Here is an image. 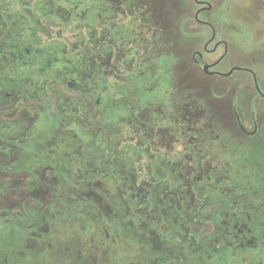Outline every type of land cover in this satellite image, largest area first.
<instances>
[{"label":"flooded vegetation","instance_id":"af4514ba","mask_svg":"<svg viewBox=\"0 0 264 264\" xmlns=\"http://www.w3.org/2000/svg\"><path fill=\"white\" fill-rule=\"evenodd\" d=\"M237 7L0 0L1 226L36 231L14 249L264 264V46Z\"/></svg>","mask_w":264,"mask_h":264},{"label":"rangeland","instance_id":"374dc122","mask_svg":"<svg viewBox=\"0 0 264 264\" xmlns=\"http://www.w3.org/2000/svg\"><path fill=\"white\" fill-rule=\"evenodd\" d=\"M236 1L239 2V7L233 9L232 12L239 13L244 17L248 21V27L252 32L257 31L262 33V40L259 44L264 46V0ZM5 208L9 209V207ZM12 209H15L17 212L21 211L20 206L13 207ZM5 219L6 218L1 216L0 213V264H105V262H102L106 258L104 254L101 252H91L87 248H79V243L78 246H76V242H78L77 239H75V245L69 240L65 242L71 243V252L64 247L61 248V246L57 247V250H53L54 246H57V242L55 241L52 243V246L45 244L42 249H38L33 243L24 248L16 246V249H14V246L16 245L15 242L19 238L18 234L20 230L23 231V229H25L24 232L29 235L30 233L35 235L36 231L35 228L33 229L32 227L22 228L20 223L19 226L17 224L13 226L14 235L12 232L9 234L10 227L5 228L6 225L3 227L1 226ZM7 219L11 222L17 220L18 217L14 215L10 217L7 216ZM6 222L7 221L5 220L4 223ZM56 226H59L58 230L61 232L56 234H63L64 230L69 228V226L63 225V223L57 224ZM86 239L87 238H85L82 243H86ZM82 257H86V259L80 261Z\"/></svg>","mask_w":264,"mask_h":264}]
</instances>
